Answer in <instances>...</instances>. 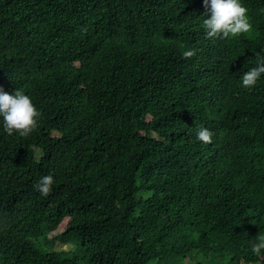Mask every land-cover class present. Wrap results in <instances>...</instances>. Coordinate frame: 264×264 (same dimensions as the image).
<instances>
[{"label":"trees","instance_id":"1","mask_svg":"<svg viewBox=\"0 0 264 264\" xmlns=\"http://www.w3.org/2000/svg\"><path fill=\"white\" fill-rule=\"evenodd\" d=\"M104 2L0 0V87L40 112L0 125V264H264V0L226 38L203 0Z\"/></svg>","mask_w":264,"mask_h":264},{"label":"clouds","instance_id":"2","mask_svg":"<svg viewBox=\"0 0 264 264\" xmlns=\"http://www.w3.org/2000/svg\"><path fill=\"white\" fill-rule=\"evenodd\" d=\"M205 12L203 15V26L205 34L209 38H226L229 36L248 33L252 24L248 15V8L243 0H203ZM103 9L111 11V7L105 0ZM103 14H94L93 19ZM110 14H106L104 19L110 18ZM119 22H116L118 27ZM185 56H192L191 50L184 52ZM240 60V59H238ZM242 61V60H240ZM264 75V55L258 57L254 66L246 70L242 77L241 83L245 88L254 87L259 79ZM210 82V81H208ZM242 93L233 94L232 97H240ZM39 109L34 104L30 95L21 90L8 92L0 87V125L2 129L9 135L14 133L21 136H27L38 126ZM213 133L206 127H202L197 132V138L205 143L212 140ZM54 183L52 175H45L35 185L36 189L43 195H47L51 191ZM264 249V237L260 238L258 243L253 245V252L260 253Z\"/></svg>","mask_w":264,"mask_h":264},{"label":"rangeland","instance_id":"3","mask_svg":"<svg viewBox=\"0 0 264 264\" xmlns=\"http://www.w3.org/2000/svg\"><path fill=\"white\" fill-rule=\"evenodd\" d=\"M58 248H64V249H68V250H73L75 248L74 243H67L66 245L63 243H59L57 244Z\"/></svg>","mask_w":264,"mask_h":264}]
</instances>
